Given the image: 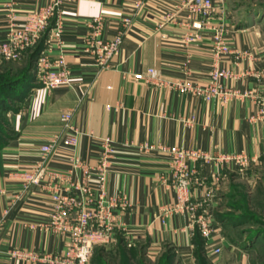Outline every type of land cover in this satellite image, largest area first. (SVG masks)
Masks as SVG:
<instances>
[{
    "label": "crops",
    "instance_id": "obj_1",
    "mask_svg": "<svg viewBox=\"0 0 264 264\" xmlns=\"http://www.w3.org/2000/svg\"><path fill=\"white\" fill-rule=\"evenodd\" d=\"M54 1L0 0V39L6 34L7 7L22 21L30 11ZM186 1L142 0L136 10L137 0H61L56 13L61 39L59 45L51 46L50 55L63 54L73 86L46 90L34 80L23 92L16 112L7 114L11 136L0 146V264H45L23 255H62L68 247L69 239L47 226L53 185L63 190L83 182V170H73L68 163L70 148L57 142L45 162L47 172L56 176L45 177L41 185L25 192L21 189L22 174L35 170L40 160V146L64 131L60 116L66 111L73 114V126L85 132L77 152L89 169L87 179L95 196L98 181L93 168L98 164L99 140L108 137L112 141L105 195L125 198V204L119 201L112 210L114 241L120 235L126 243H143L148 257L170 245L181 264H196L195 229L188 225L186 213H170L164 223L158 219L161 209L175 201L165 149L196 150L211 157L243 154L253 160L249 172L255 170L264 155V115L260 113L264 108V35L254 15L243 16L240 9H230L229 0H222L226 11L223 42L228 53L217 58V66L230 75L222 79L224 86L245 96L206 100L153 80H135L133 74L145 76L152 68L168 81L208 83L215 62L212 32L190 27L201 17L184 7ZM218 8L214 22L221 14ZM96 18L104 40L124 31L119 51L101 71L85 47L93 31L89 25ZM126 18L130 22L124 27ZM196 34V40L186 39ZM144 144L154 150H141ZM189 165L195 171L191 202L201 203L209 173L217 170V164L200 159ZM221 175L215 198L205 205L217 234L208 240L201 237V252L210 264H243L240 247L227 235L234 227L218 218L217 208L218 191L224 187L229 191V180L241 178L234 165H226ZM214 248H220L218 255H212Z\"/></svg>",
    "mask_w": 264,
    "mask_h": 264
},
{
    "label": "built area",
    "instance_id": "obj_2",
    "mask_svg": "<svg viewBox=\"0 0 264 264\" xmlns=\"http://www.w3.org/2000/svg\"><path fill=\"white\" fill-rule=\"evenodd\" d=\"M142 0H137L134 8L137 10L142 6ZM61 0H56L45 6L38 7L26 14L22 21L16 20L12 14V9L8 8L6 14V34L0 39V62L15 61L24 58L25 54L39 41L41 36L47 32L44 42V49L39 52L35 60V81L44 89L51 90L60 87H72L70 69L62 53L51 57L50 51L52 45H59L61 39L60 20L56 15ZM184 7L193 15H200L201 20H195L190 23L194 30L209 28L212 32L211 43L215 62L211 71L208 73L209 81L205 85H195L186 80L168 81L160 77L152 68H148L146 75L133 74L135 80L145 79L153 80L161 86L169 87L178 93H191L194 96L202 97L206 100L221 98L222 101L231 99V97L245 94L224 86L222 79L230 75L226 70L217 66V58L220 55L228 53L227 47L223 42L225 26L223 16L225 9L222 6V0H187ZM215 7L221 12L216 22L212 16L216 12ZM167 18L170 15H166ZM130 18L123 20L124 27L128 26ZM96 25L93 26V24ZM99 18H96L89 25L93 30L86 39V50L93 56L97 71L107 69L109 60L120 49V44L124 31L118 32L113 39L104 40L101 38ZM198 34L187 36L189 41L196 40ZM264 115V108L260 110ZM73 114L70 111L61 113L60 119L63 123V132L51 137L50 141L40 146V160L35 166V170L24 172L22 174V191H27L31 187L41 185L45 177L51 179L56 175L49 174L46 168V161L51 155L57 142L61 141L70 148L68 163L72 169L83 170V182L73 184L68 189L54 188L50 193L52 206L49 211L48 230L56 231L69 239L68 247L62 255L48 254H24L23 256L39 260L45 264H89V259L95 247L109 245L114 241V213L113 209L117 207L119 201L125 204V198L117 199L107 197L105 188L107 174L111 165L110 160L114 153L112 141L108 137L99 140L100 150L98 164L93 168L97 179V196L92 193L87 177L89 169L84 167L81 157L78 155L77 148L79 139L85 134L71 123ZM141 150L150 152L154 150L152 145L144 144ZM169 160L170 171L173 176L172 186L175 193L174 203L161 209L159 220L161 223L170 213H186L188 225L197 229L205 240L212 235L217 234L216 230L210 225L211 213L205 207L215 198V190L221 179L222 170L226 165H234L237 175H245L253 166V160L243 154H218L211 157L203 152L196 150L179 149L176 147H166ZM202 159L206 163L214 162L217 164V170L209 173L210 180L205 188L203 200L198 203L191 202V187L194 183L195 171L190 167L191 160ZM84 168V169H83ZM203 185V183H202ZM201 185V186H202ZM220 248H214L212 255H218ZM13 255H17L15 252Z\"/></svg>",
    "mask_w": 264,
    "mask_h": 264
},
{
    "label": "rangeland",
    "instance_id": "obj_3",
    "mask_svg": "<svg viewBox=\"0 0 264 264\" xmlns=\"http://www.w3.org/2000/svg\"><path fill=\"white\" fill-rule=\"evenodd\" d=\"M229 6L230 9H240L243 16L249 13L254 15L253 20L259 23L264 35V0H229ZM7 114L0 112V127L9 119ZM238 177L241 179L229 180V191L225 187L217 190L218 218L226 226L234 227V231L227 235L240 247L245 259L243 264H264V155L254 171ZM89 264L181 263L173 258L168 247H163L158 254L148 257L147 247L143 243L135 245L115 240L109 245L94 248ZM235 264L241 262L236 261Z\"/></svg>",
    "mask_w": 264,
    "mask_h": 264
},
{
    "label": "trees",
    "instance_id": "obj_4",
    "mask_svg": "<svg viewBox=\"0 0 264 264\" xmlns=\"http://www.w3.org/2000/svg\"><path fill=\"white\" fill-rule=\"evenodd\" d=\"M47 37V32H45L39 41L29 50L23 59L20 61H1L0 65V112L1 113H11L16 112L18 108L19 101H21V96L25 90L32 87L35 83L34 69L35 60L40 51L44 48V42ZM9 119L0 127V146L9 140L11 132L9 130ZM119 243L125 242L124 239L119 235L116 238ZM193 242L195 244L194 258L196 264H210L207 258L202 254V249L204 245L203 238L199 231L195 228L193 234ZM170 248L173 258L174 251L172 247ZM97 248V247H95ZM176 259V258H175ZM179 261V260H178Z\"/></svg>",
    "mask_w": 264,
    "mask_h": 264
}]
</instances>
